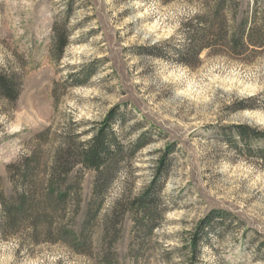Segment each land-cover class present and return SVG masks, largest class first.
Segmentation results:
<instances>
[{"label": "rangeland", "instance_id": "rangeland-1", "mask_svg": "<svg viewBox=\"0 0 264 264\" xmlns=\"http://www.w3.org/2000/svg\"><path fill=\"white\" fill-rule=\"evenodd\" d=\"M219 1L0 0V70L22 77L17 100L0 99V192L15 198L7 166L47 128L50 138L73 131L88 139L117 108L125 144L144 131L150 138L120 160L101 202L84 171L78 212L68 202L49 232L26 224L0 231V264H189L185 243L213 210L228 215L195 262L264 264V163L226 136L236 124L264 130V106L230 108L264 93V46L235 54L214 44L192 66L145 51L185 45L183 23ZM225 5L236 6V21L264 11V0ZM59 35L67 40L61 51ZM168 147L159 196L131 204Z\"/></svg>", "mask_w": 264, "mask_h": 264}, {"label": "trees", "instance_id": "trees-1", "mask_svg": "<svg viewBox=\"0 0 264 264\" xmlns=\"http://www.w3.org/2000/svg\"><path fill=\"white\" fill-rule=\"evenodd\" d=\"M163 3L172 0H161ZM226 0H220L211 7L208 14L183 23L185 45L173 47L157 43L145 49L148 54L168 59L170 55L181 64L192 66L199 53L214 46L223 47L229 52L243 54L257 52L264 46V11L251 12L236 21L237 8L225 7ZM215 39V42H214ZM66 36L54 39L61 51L66 45ZM214 42V43H213ZM90 73L86 74V77ZM22 88V77L11 71L0 70V99L13 104ZM257 99V98H256ZM255 98L241 99L230 107L233 111L255 106H264V93L259 101ZM123 115L112 108L88 139L79 138L80 133L53 134L49 129L36 134V147L23 155L17 162L7 166L15 178V198L10 199L0 192V231L14 233L20 224H26L32 231L49 232L57 218L62 217L69 203L78 212L81 203L84 171L92 173L91 191L99 197V202L107 187L117 174L118 164L126 155H132L150 140L148 131L142 132L135 141L125 144L119 133ZM140 124H136V127ZM132 129H135L133 126ZM227 133L228 145L245 152L264 163V130L248 124H236ZM47 149H44L43 146ZM157 161L155 174L141 195L131 204L141 207L153 203L167 174V153ZM10 169H12L10 171ZM97 204V203H96ZM99 205V204H98ZM225 211H210L190 232L185 243L189 252V264H198L200 248L207 241L208 233L217 232L227 217Z\"/></svg>", "mask_w": 264, "mask_h": 264}]
</instances>
